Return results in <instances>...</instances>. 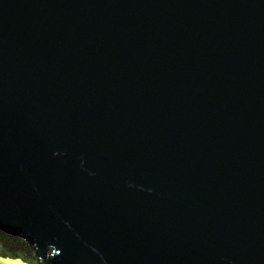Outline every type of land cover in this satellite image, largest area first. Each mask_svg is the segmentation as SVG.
I'll use <instances>...</instances> for the list:
<instances>
[{
	"label": "water",
	"instance_id": "water-1",
	"mask_svg": "<svg viewBox=\"0 0 264 264\" xmlns=\"http://www.w3.org/2000/svg\"><path fill=\"white\" fill-rule=\"evenodd\" d=\"M11 248L264 264V0H0Z\"/></svg>",
	"mask_w": 264,
	"mask_h": 264
},
{
	"label": "rangeland",
	"instance_id": "rangeland-1",
	"mask_svg": "<svg viewBox=\"0 0 264 264\" xmlns=\"http://www.w3.org/2000/svg\"><path fill=\"white\" fill-rule=\"evenodd\" d=\"M6 251V253H0L2 256L0 257V264H23L19 260H16V258L20 257L17 254L18 251L14 250V248H11V250L7 249Z\"/></svg>",
	"mask_w": 264,
	"mask_h": 264
},
{
	"label": "trees",
	"instance_id": "trees-1",
	"mask_svg": "<svg viewBox=\"0 0 264 264\" xmlns=\"http://www.w3.org/2000/svg\"><path fill=\"white\" fill-rule=\"evenodd\" d=\"M7 251L6 250H3V249H0V253H6ZM18 255H20V252H18L17 253ZM0 257H2L1 256V254H0ZM16 260H19L21 263H23V264H29L28 262H26V261H24L23 259H22V257H21V255H20V257H18V258H16ZM31 264V263H30ZM40 264H42V262L40 263Z\"/></svg>",
	"mask_w": 264,
	"mask_h": 264
},
{
	"label": "bare ground",
	"instance_id": "bare-ground-1",
	"mask_svg": "<svg viewBox=\"0 0 264 264\" xmlns=\"http://www.w3.org/2000/svg\"><path fill=\"white\" fill-rule=\"evenodd\" d=\"M16 250H20L21 251V249H19V248H16ZM22 252V251H21ZM20 255H22V254H20Z\"/></svg>",
	"mask_w": 264,
	"mask_h": 264
}]
</instances>
